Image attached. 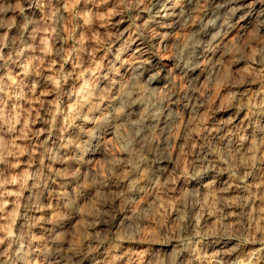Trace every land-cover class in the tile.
<instances>
[{"label":"clouds","instance_id":"obj_1","mask_svg":"<svg viewBox=\"0 0 264 264\" xmlns=\"http://www.w3.org/2000/svg\"><path fill=\"white\" fill-rule=\"evenodd\" d=\"M93 3L107 7L105 0ZM172 3L165 11L171 18L167 39L148 23L159 15L153 0H113L111 12H93L105 25L104 42L93 47L112 55L97 66L93 53V66L107 71L94 74L89 68L88 85L81 68L57 73L59 79L48 77L55 96L39 107L34 106L35 89L32 99L17 92L13 77L0 86V160L8 165L0 170V264H33L31 253L48 251L34 247L31 198L23 193L50 167L44 157L51 155L46 145L53 135L62 145H76V159L87 168L80 198L104 190L102 218L110 222L83 247L60 249L55 264H264V0ZM13 7L19 6L0 11ZM145 13L147 19L138 24ZM115 16L120 19L113 22ZM124 20L130 23L121 30ZM177 29L182 35L172 39ZM140 37L143 47L127 55ZM17 40L22 36L11 44ZM8 42L5 36L3 43ZM14 54L18 59L14 52L0 55L5 62L0 67L7 68ZM225 60L246 70L229 72ZM22 71L27 73V64ZM101 78L107 87L98 86ZM253 87L259 91L250 97L244 89ZM219 88L229 93L227 102H214ZM229 107L231 115L222 119L220 109ZM70 115L90 125L80 127L86 139L66 141ZM36 120L46 125L43 141ZM21 145L27 160H21ZM97 155L105 168L93 170L87 157ZM33 164L38 169L29 173ZM213 178L231 191L218 192ZM235 191L242 195L233 199ZM69 210L78 214L79 200Z\"/></svg>","mask_w":264,"mask_h":264},{"label":"rangeland","instance_id":"obj_2","mask_svg":"<svg viewBox=\"0 0 264 264\" xmlns=\"http://www.w3.org/2000/svg\"><path fill=\"white\" fill-rule=\"evenodd\" d=\"M105 3L106 8L100 4L94 5L93 0H0V8L9 4L19 6L9 8L7 12L0 11V47H2L0 55H7L9 52L18 54V59L17 55L12 56V62L8 64L7 68L0 67V77H3V80H0V86L8 81L9 76L13 77L17 81V85L13 86L17 92L22 90L32 99V89H35L34 106L39 107L42 101L47 103L53 100L55 96V93L49 91L53 84L52 80L47 79L48 77L59 79L57 73H67L73 68H81V75L84 76L83 84L88 85L90 83L87 79L89 68L94 74L106 72V68H98L91 63L93 53L97 66L106 65L112 55L111 52L105 53L102 47H93L98 42H104L105 25L92 13L98 12L104 16L111 12L113 0H105ZM153 5V12L159 11V15L148 23L156 32H165L167 39V33L171 30L168 27L171 25V18L165 17V11L172 9V0H153ZM20 9L23 11L21 12ZM176 10L179 11V8ZM111 19L115 22L120 17L115 16ZM146 19L147 13L139 17L137 23H143ZM129 23V20H124L119 25L120 29L123 30ZM24 25L26 27H23ZM111 30L114 31V29ZM181 35L182 33L177 29L172 39ZM5 36L9 38L7 44L3 43ZM17 36H22V40H17L16 45H12V38ZM125 36H127V32H125ZM229 38L235 39V34L230 35ZM142 40L143 37H140L139 40L133 41L127 55H132L138 47H143ZM119 44L120 41L113 44L114 51ZM20 48H23L22 52ZM43 48H51L52 52L44 53L41 51ZM4 63V60L0 59V64ZM25 64L28 65L27 73L22 71ZM224 64L229 72L246 70V66L229 65L227 60L224 61ZM98 86L107 87V82L101 78ZM77 91L83 92L84 89L80 88ZM244 91H247L251 97L259 89L253 87L244 89ZM228 98L229 93L225 92L223 88H219L213 99L214 102L221 101V99L223 102H227ZM15 99L12 97V101ZM20 102L25 108L28 107L27 102L23 100ZM69 107L75 109L77 103L71 101ZM83 111H87V105L84 106ZM231 111L230 107L221 108L220 112L223 114L221 118L227 119L231 115ZM40 114L44 115L43 110ZM67 119L71 123L67 131L63 133L66 141L76 140L78 136L80 139H86L84 134L80 132V127H90V125L84 124L81 118L75 115H70ZM61 122L58 118L57 124ZM2 123L0 121V124ZM34 127L41 130V141L48 137V133L44 131L46 125L43 121L36 120ZM46 146L50 149L51 155L44 157V164L50 167H45L39 173L35 187L26 188L23 193L25 197L31 198L28 214L33 218L34 247L37 249L46 247L48 249V251L31 253L33 264H55L56 261L60 260L58 254L60 249H68L72 244L83 247L91 241L94 234L108 230L110 223L106 217L102 218L105 212L102 201L108 198V194L104 190L94 189L90 194L80 198V185L85 182L87 168L82 167L76 159L80 155L76 145L66 142L62 145L53 135L47 139ZM21 147H25L21 160H27V148L24 145ZM2 151L3 149H0V152ZM53 156H55L54 159ZM8 159L13 158L8 157ZM87 159L93 170L105 168L102 155L88 156ZM7 166V161L0 160V170L6 169ZM37 169L38 164H33L27 171L32 173ZM223 175L226 178V174ZM213 182L218 184V192L231 191L230 188L226 189L215 178H213ZM27 183L32 185L33 180L29 179ZM116 191V189L111 190L113 193ZM240 195H242L241 192L235 191L232 192L231 198L235 199ZM74 200H79L78 214L69 210ZM20 203L22 204L23 201ZM9 210L12 211L10 204ZM233 215H235V211H233ZM20 222L21 218L17 215L16 223L19 224ZM233 223L235 222L233 221ZM3 226L0 223V229ZM89 247L94 246L89 245ZM250 251H254V249H250Z\"/></svg>","mask_w":264,"mask_h":264}]
</instances>
